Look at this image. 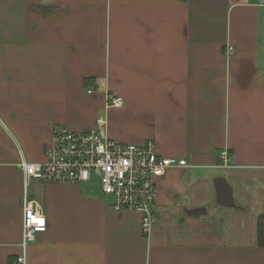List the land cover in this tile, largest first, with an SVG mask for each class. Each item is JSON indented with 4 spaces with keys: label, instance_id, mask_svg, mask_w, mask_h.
<instances>
[{
    "label": "crops",
    "instance_id": "obj_1",
    "mask_svg": "<svg viewBox=\"0 0 264 264\" xmlns=\"http://www.w3.org/2000/svg\"><path fill=\"white\" fill-rule=\"evenodd\" d=\"M108 94L124 104L106 109ZM100 109L114 140L151 138L188 162L156 179L148 233L100 181L26 182L18 166L46 160L55 126L93 129ZM25 193L47 220L28 264H264L261 0H0V264L24 252Z\"/></svg>",
    "mask_w": 264,
    "mask_h": 264
},
{
    "label": "built area",
    "instance_id": "obj_2",
    "mask_svg": "<svg viewBox=\"0 0 264 264\" xmlns=\"http://www.w3.org/2000/svg\"><path fill=\"white\" fill-rule=\"evenodd\" d=\"M264 4V0H261ZM233 46L229 47L232 54ZM96 88L89 86L87 92ZM108 105L121 107L122 96L108 94ZM224 166H230L232 154L228 148L221 151ZM25 181L36 179L55 183H86L94 176L99 178L102 192L114 197L116 212L131 210L142 215L143 231L150 232L157 221L156 179L175 168H186L185 158L160 156L153 139L141 144L124 143L110 137L106 116L96 118L93 129L75 132L66 126H55L53 140L47 149L46 160L28 162L22 159L18 164ZM23 241L24 252L14 264H28L26 250L36 240L38 232L47 229V220L42 207L29 198L23 197Z\"/></svg>",
    "mask_w": 264,
    "mask_h": 264
},
{
    "label": "water",
    "instance_id": "obj_3",
    "mask_svg": "<svg viewBox=\"0 0 264 264\" xmlns=\"http://www.w3.org/2000/svg\"><path fill=\"white\" fill-rule=\"evenodd\" d=\"M215 185L217 189V199L223 205H235L232 187L226 178L219 176L215 178Z\"/></svg>",
    "mask_w": 264,
    "mask_h": 264
},
{
    "label": "trees",
    "instance_id": "obj_4",
    "mask_svg": "<svg viewBox=\"0 0 264 264\" xmlns=\"http://www.w3.org/2000/svg\"><path fill=\"white\" fill-rule=\"evenodd\" d=\"M90 85V83H88ZM258 244L261 247H264V219L261 218L258 225Z\"/></svg>",
    "mask_w": 264,
    "mask_h": 264
},
{
    "label": "rangeland",
    "instance_id": "obj_5",
    "mask_svg": "<svg viewBox=\"0 0 264 264\" xmlns=\"http://www.w3.org/2000/svg\"><path fill=\"white\" fill-rule=\"evenodd\" d=\"M106 112L104 109H100L98 111V116H105ZM90 185L95 187L97 190L100 189V185H99V178L97 176H94L90 181Z\"/></svg>",
    "mask_w": 264,
    "mask_h": 264
}]
</instances>
